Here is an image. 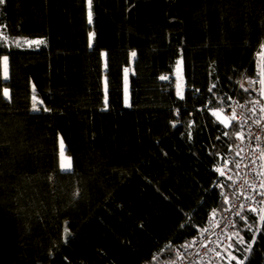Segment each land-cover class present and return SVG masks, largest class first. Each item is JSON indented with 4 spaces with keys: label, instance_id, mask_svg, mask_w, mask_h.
Here are the masks:
<instances>
[{
    "label": "trees",
    "instance_id": "trees-1",
    "mask_svg": "<svg viewBox=\"0 0 264 264\" xmlns=\"http://www.w3.org/2000/svg\"><path fill=\"white\" fill-rule=\"evenodd\" d=\"M88 10L87 0L0 5V93L11 95H0V264H162L227 205L214 166L240 126L213 110L259 72L264 0H92L91 23ZM34 39L44 43L20 45ZM61 142L81 176L75 199ZM237 228L255 236L243 264H264V221Z\"/></svg>",
    "mask_w": 264,
    "mask_h": 264
},
{
    "label": "built area",
    "instance_id": "built-area-1",
    "mask_svg": "<svg viewBox=\"0 0 264 264\" xmlns=\"http://www.w3.org/2000/svg\"><path fill=\"white\" fill-rule=\"evenodd\" d=\"M264 45L257 50V75L243 74L238 80V91L229 95L222 105L223 115L240 130L234 146L221 155L215 164V186L220 193L228 185L227 205L213 207L205 223L195 236L173 250V256L162 264H222L236 249V238L241 235L238 220L251 216L261 228L264 220ZM247 89V91H245ZM255 208L256 212L249 209Z\"/></svg>",
    "mask_w": 264,
    "mask_h": 264
},
{
    "label": "rangeland",
    "instance_id": "rangeland-1",
    "mask_svg": "<svg viewBox=\"0 0 264 264\" xmlns=\"http://www.w3.org/2000/svg\"><path fill=\"white\" fill-rule=\"evenodd\" d=\"M0 34H2L3 36H5L7 38V35L4 32V29L2 26H0ZM36 42H40V43H36ZM43 43H44L43 39H34V40H29V41H26L24 43H21L20 45L22 47H25V48H38ZM263 50H264V48H263ZM135 57H136V52H132L131 53V65L126 69L125 86H126V93H127V95H126L127 104H129V101H130V76L133 73V63H134ZM3 65H4V77L6 76L8 79L7 62L5 63L3 61ZM173 76H174V79L176 82V86H177V89L179 92V96L182 97L184 95V91H185V76H184V67H183L182 62H179V64L177 65ZM5 89H7L9 91L8 88H5ZM41 101L42 100L37 96L36 91L33 90L32 109L34 108V106H35L36 110H41L42 108H44L43 103L42 104L40 103ZM213 114L220 122H223L226 125L230 124L228 118H226L223 115L221 107L214 109ZM60 159H61V166L62 165L64 166V167H62V169L72 172L71 188H72V192H73V198L75 199V198H77V196L80 193L81 176L79 173H75L73 171L71 158L66 154L62 142H61V150H60ZM53 206H54V200H53ZM241 241H243V242H241ZM235 242H236L235 244L237 245L236 251L233 252L234 254H231V256L227 259V261H224L222 264H240L241 261L244 262V256L247 252H249L248 249H249V247H251V243H247L244 240L243 236H241V235L237 236ZM241 254H244V255H241ZM233 257H235V259H233Z\"/></svg>",
    "mask_w": 264,
    "mask_h": 264
},
{
    "label": "snow or ice",
    "instance_id": "snow-or-ice-1",
    "mask_svg": "<svg viewBox=\"0 0 264 264\" xmlns=\"http://www.w3.org/2000/svg\"><path fill=\"white\" fill-rule=\"evenodd\" d=\"M4 3H6V0H0V5H3ZM87 3H88V6H89V10H88V21H89V23H91V20H92V11H91L92 0H87ZM30 43H31V42H30ZM36 43H40V42H36ZM133 55H134V54H133ZM7 59H8V58H7L6 56L3 57V61H4L5 63L7 62ZM105 67H108V65L105 64ZM3 78H4V79H7L6 76L3 77ZM161 79H167V77H161ZM107 83H108V81L105 80V86H107ZM261 83H264V81H261ZM33 87H34V86H33ZM210 91H211V89H210ZM245 91H247V89H245ZM0 95H2L3 97L8 98L9 100L11 99V95H10V93H9V91H8L7 89H4V90L2 91V93H0ZM34 99H35V98H34ZM40 103L42 104V101H41ZM33 110H36L35 106H34ZM44 110L47 111L48 109H44ZM174 126H175V125H174ZM62 167H64V166L62 165ZM261 187H264V185H262ZM262 195H264V193H262ZM249 211H251V212H256L257 209H255V208H251V209H249ZM259 219H260V220H264V216H260ZM249 228H251L250 225H249ZM241 242H243V241H241ZM250 243H255V236H253V238H252V240L250 241ZM248 251H252L251 247H249ZM233 259H235V257H233ZM244 259L246 260V259H248V257H245ZM240 264H243V261H241Z\"/></svg>",
    "mask_w": 264,
    "mask_h": 264
},
{
    "label": "bare ground",
    "instance_id": "bare-ground-1",
    "mask_svg": "<svg viewBox=\"0 0 264 264\" xmlns=\"http://www.w3.org/2000/svg\"><path fill=\"white\" fill-rule=\"evenodd\" d=\"M7 65H8V61H7ZM7 69H8V67H7ZM7 75H8V73H7ZM64 149H65V147H64Z\"/></svg>",
    "mask_w": 264,
    "mask_h": 264
}]
</instances>
